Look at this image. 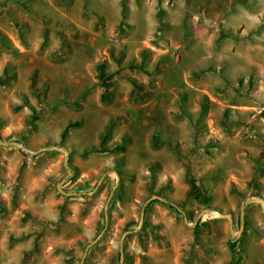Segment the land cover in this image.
<instances>
[{"label": "rangeland", "instance_id": "obj_1", "mask_svg": "<svg viewBox=\"0 0 264 264\" xmlns=\"http://www.w3.org/2000/svg\"><path fill=\"white\" fill-rule=\"evenodd\" d=\"M0 137V264H264V0H0Z\"/></svg>", "mask_w": 264, "mask_h": 264}, {"label": "water", "instance_id": "obj_2", "mask_svg": "<svg viewBox=\"0 0 264 264\" xmlns=\"http://www.w3.org/2000/svg\"><path fill=\"white\" fill-rule=\"evenodd\" d=\"M0 144L3 145V146H15V147H18V148L29 150L28 147L24 143H22L20 141H5L1 137H0ZM55 149L56 150H61V151H63L66 154V157H65V160H64V166L67 168V171H68V176L64 177L61 180L60 184L58 185V190L61 191L62 193H65L66 195H76V194L77 195H82V194H86V192H65L60 187L62 184L65 183V181H67L69 176H71L73 174V170H72L71 166L69 165L70 151H69L68 148H66V147H58V146L54 145V146H51V147L41 148L40 150H38L35 153H39V152L44 151V150H55ZM105 175H106V173L100 178L99 182L95 186V188H94L92 193H94L95 191L98 190V188L100 187L102 181L105 179ZM117 186H118V183L114 186V188H113V190H112V192L110 194V197H109V199H108V201L106 203L105 216H106L107 223H108V216H109L108 205H109V202H110V200H111V198H112ZM165 201H167V200H165ZM254 203H261V204L264 205V198L255 197L253 199H248V200L243 202L242 209H241V231H240V234L242 233L244 227L246 226V208H247L248 205L254 204ZM180 210H181L182 213L185 214V211H183L182 209H180ZM205 211L207 213L212 214V215H214L217 212L218 215H219L218 217H227V218H229L232 236L236 237V238H238L240 236V234L239 235L235 234L234 218H233V216L231 214H229V213L226 214V213H222V212L215 211V210H209V209H206ZM186 221H187V223H189L187 218H186ZM104 232H105V229L101 232V234L94 241H92L91 243H89L87 245L85 253H84V256H83L82 264H85V260H86V257L88 255L89 249L99 242V240L101 239V237H102ZM124 263H125L124 241L122 240V243H121V264H124Z\"/></svg>", "mask_w": 264, "mask_h": 264}, {"label": "trees", "instance_id": "obj_3", "mask_svg": "<svg viewBox=\"0 0 264 264\" xmlns=\"http://www.w3.org/2000/svg\"><path fill=\"white\" fill-rule=\"evenodd\" d=\"M78 124H79V123H78ZM109 127H110V126H108V128H109ZM67 130H68V128L64 131V133H63V138L66 136V131H67ZM123 140H124L125 143L128 141L127 138H123ZM162 140H163V139H160L158 136H154V138H153V143L157 145V144H159ZM166 140H167V143H168L169 147L172 148V149H173V150H174V151L180 156L181 153H180V151H179V149H178V144H177V143H174V142H171V141L168 140V139H166ZM163 141H164V140H163ZM123 148H124V147H123ZM115 170H116V172H117L119 175H122V174H123L120 165H117V167H116ZM203 200H204V202H206V203L209 202V200H208L207 198H204ZM171 207H172L173 209H175L179 214H181V212H180L176 207H174L173 205H171ZM201 224H205V225H207V223H198L197 226H196L195 229H194L195 237H196V235H197L198 229L200 228ZM246 225H247V223H246ZM238 244H239V241H233V242H230L231 249L234 251V250L236 249V247L238 246Z\"/></svg>", "mask_w": 264, "mask_h": 264}, {"label": "bare ground", "instance_id": "obj_4", "mask_svg": "<svg viewBox=\"0 0 264 264\" xmlns=\"http://www.w3.org/2000/svg\"><path fill=\"white\" fill-rule=\"evenodd\" d=\"M214 216L218 217L219 215H218V213L216 212V213L214 214Z\"/></svg>", "mask_w": 264, "mask_h": 264}, {"label": "crops", "instance_id": "obj_5", "mask_svg": "<svg viewBox=\"0 0 264 264\" xmlns=\"http://www.w3.org/2000/svg\"><path fill=\"white\" fill-rule=\"evenodd\" d=\"M172 142V141H171ZM175 143H177V142H175ZM54 146V145H53ZM43 148H45V147H43ZM40 150V149H39Z\"/></svg>", "mask_w": 264, "mask_h": 264}]
</instances>
